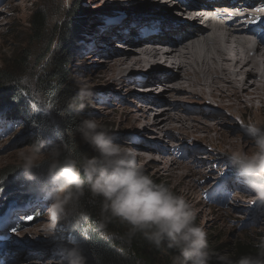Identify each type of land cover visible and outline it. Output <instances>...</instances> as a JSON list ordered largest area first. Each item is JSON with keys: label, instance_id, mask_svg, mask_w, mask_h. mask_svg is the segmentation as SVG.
Returning a JSON list of instances; mask_svg holds the SVG:
<instances>
[{"label": "rangeland", "instance_id": "374dc122", "mask_svg": "<svg viewBox=\"0 0 264 264\" xmlns=\"http://www.w3.org/2000/svg\"><path fill=\"white\" fill-rule=\"evenodd\" d=\"M75 1L79 3L80 8L75 19L81 24V28L78 31L79 38L76 45L74 44L75 47L72 48V55L68 59L69 80L67 85L83 94L91 93L90 96H85L86 102L83 103L84 110H80L83 114L79 122L89 116L96 117L116 143L131 150L133 156L155 181L168 183L177 193L185 196L195 208L196 222L206 230L210 249L212 253H216L217 257H232L237 244H259L261 240H264V202L255 200L253 194L243 186L242 182L238 181L235 170L228 162L230 152L217 146L218 139L213 142L214 144L212 141L205 143L195 136L180 134L173 124L167 126L168 128L157 129L149 119L152 120L153 115L148 116L143 126L132 125L141 113L140 109L143 108L139 105L144 106L141 102L144 90L157 84L155 78H159L161 81L157 86L159 89L151 93L152 97L158 98L162 94L159 93L160 90H165L167 86L173 87L174 81L165 79L172 73H176L177 69L151 78L143 72L136 71L133 77L125 73L127 85L122 87L113 85L111 78L114 73L110 77L106 75L102 78V71L105 69L103 62L108 58V54L102 51L109 48L115 52H126L117 46V43L124 42L115 37L128 35L129 29L133 30L132 35H134L139 29L136 28L138 23L139 25H142V21L150 23L154 20L151 14L154 13V17L161 14L152 9L156 8L151 6L153 3L146 4L143 0L137 2L133 0L128 2L116 0H0V19L2 20L0 68L3 66L2 61H8L12 53L25 50L27 60H24L25 65L19 77L15 79L20 87L29 91L33 101L31 111L42 112L47 116L55 114L51 104L54 95H48V92L43 94L37 84L49 69L48 63L51 57L46 55L47 51L50 49L54 55L59 50L54 28L65 20L70 5ZM39 10L43 11L47 17L48 30L42 39L34 40L29 22L32 14ZM178 11L171 12L177 13ZM142 15L145 17L143 18ZM161 15L170 16L169 13ZM125 19H127L126 26L123 27L120 22ZM197 23L203 24L202 21H196ZM151 27H147L146 30ZM157 32L159 34L158 30ZM161 37H164V33L155 38ZM109 40L112 41L110 46L107 45ZM144 43L147 42L144 40ZM138 46L135 45L134 48ZM95 50L99 53H93ZM12 67L14 66L11 65L9 68ZM157 67L158 70H165L163 66ZM188 96L187 90L172 88L167 90L162 98H158L162 99L163 103L153 106V109L163 108L166 110L165 113L173 116L179 115L184 118L206 121L217 133L237 138L240 148L251 150V141L242 134L241 124L258 120L257 124L264 125L263 115L254 117L251 113V106L247 104L243 108V116L238 119L227 114L221 107L207 103L211 102L209 99L204 102L195 96L192 98ZM5 110L8 111L9 108L5 107L0 112L4 113ZM209 114L213 117H208ZM4 117L3 114L0 115V175L14 168L21 169L20 152L37 140L35 131L27 127L22 120L18 118L8 123L9 118ZM44 137L48 139L47 147L64 142L63 135L62 139L56 143L57 138L51 140L47 135ZM73 140L85 147L90 154L96 155L89 145L81 140L78 133L75 134ZM171 160L184 162L195 168H203V176H196L191 182L192 195H188L187 188L178 184L177 180L165 172L164 168ZM187 179L190 180L189 177ZM17 184L20 187L24 182L20 179ZM15 186L9 180L0 183L3 193L14 192L20 196L29 194L23 187L18 192L16 189L11 191ZM41 188L36 189L41 190ZM30 196L32 199L28 204L22 202L17 205L15 201L8 204V208L12 210V218L8 221L10 223L8 228L3 231H1L2 228L0 229V249L3 247L9 250L10 264H26V261L33 256L47 261L52 258L58 248L64 246L66 241L79 242L82 248L88 238L93 235V229L84 227L79 237L73 236L69 230L68 219L62 218L56 225L55 237L45 238L44 233L51 224L48 202L41 191L38 193L32 191ZM2 199L0 195V202ZM1 206L0 203V208ZM28 217L32 219L29 220ZM22 219L27 224H23ZM35 227L44 229L38 230L35 234L32 232ZM0 263L5 262L0 260ZM87 264H90L88 260Z\"/></svg>", "mask_w": 264, "mask_h": 264}, {"label": "clouds", "instance_id": "9594fccd", "mask_svg": "<svg viewBox=\"0 0 264 264\" xmlns=\"http://www.w3.org/2000/svg\"><path fill=\"white\" fill-rule=\"evenodd\" d=\"M241 128L252 148L231 151L228 162L254 199L264 202V125L253 121L242 123ZM75 133L96 155L80 152L65 142L47 147L42 138L19 154L20 168L29 181L38 179L37 168H44L47 184L41 192L51 219L45 238L55 237L62 218L73 220L74 228L88 223L89 216L82 208L87 190L89 202L98 201L101 207L100 218L94 222L101 238L111 237L108 226L117 221L126 227L122 238L127 242L139 236L157 250H174L172 264H211L208 234L197 224V212L185 196L170 184L155 181L131 150L116 143L96 117L81 120ZM257 247L255 254L235 259L220 256V264H264V240ZM26 264H87V257L79 242L66 241L49 260L33 256Z\"/></svg>", "mask_w": 264, "mask_h": 264}, {"label": "bare ground", "instance_id": "6f19581e", "mask_svg": "<svg viewBox=\"0 0 264 264\" xmlns=\"http://www.w3.org/2000/svg\"><path fill=\"white\" fill-rule=\"evenodd\" d=\"M143 1L146 4L153 3L151 6L156 8L152 9L157 10V13H169L170 16L158 14L155 18L153 13L151 17L154 20L150 23L142 21V25L138 23L136 28L139 29L134 35L132 29H129L126 36L117 35L115 39L124 42L117 43V46L126 52L103 49L102 52H106L108 58L103 62L105 69L102 71V78L114 73L111 78L113 85L122 87L127 85L125 73L133 77L136 71L143 72L151 78L176 68L177 72H171L165 79L174 81L173 87L167 86L165 90H160L159 93L162 94L158 98H162L172 88L183 89L189 92L188 97L195 96L204 102L209 99L211 102L207 103L221 107L227 114L238 119L243 116V108L247 104L251 106L254 117L260 114L264 116V0H221L214 3H207L208 0ZM217 8H224V15L223 12L217 15ZM174 10L178 12L172 13ZM126 20H122L120 25L126 26ZM196 21H202L203 24H196ZM1 22L0 19V26ZM149 26H152L151 29L146 30ZM157 30L159 34L164 33V37L156 39L159 35ZM111 42L109 40L107 45L110 46ZM135 45L139 46L134 48ZM93 53L98 54L99 51L95 50ZM157 66H163L165 70H158ZM155 80L157 84H150L152 86L144 90L141 99L144 106L139 105L143 108L132 125L143 126L148 116L153 115L152 120L149 119L157 129L173 124L180 134L195 136L205 143H213L218 139L217 146L226 151L240 148L237 138L217 133L206 121L173 116L165 113L163 108L154 110L153 106H159L162 102V99L151 96L152 91L159 89L157 86L161 83L159 78ZM208 117L213 115L209 114ZM202 169L172 160L164 168L178 184L187 188L188 195L193 194V178L203 176ZM37 227L32 229L35 234L44 229ZM9 255V250L3 247L0 249V260L4 264L11 263Z\"/></svg>", "mask_w": 264, "mask_h": 264}, {"label": "trees", "instance_id": "16d2710c", "mask_svg": "<svg viewBox=\"0 0 264 264\" xmlns=\"http://www.w3.org/2000/svg\"><path fill=\"white\" fill-rule=\"evenodd\" d=\"M79 11V3L77 1L73 2L69 7L65 20L54 28L58 40L57 49L59 50L54 55L50 49L47 51L46 55L51 57L48 63L49 69L47 74L37 84L43 94L48 92V95H54L51 104L55 114L47 116L42 112L31 111L33 101L30 93L27 89L20 87L15 79L19 77L25 65L24 60H27L25 58L27 57L25 56V50H22L18 53H12L8 61H2L3 66L0 68V110L8 107L10 112L5 110L4 113L0 112V115L3 114L11 121L19 118L27 127L35 131L37 139L42 138L47 142L48 139L46 140V137H44L47 135L51 140L57 138V141L55 140L56 143L62 139L61 136L63 135L65 143L76 146L80 152L94 155L73 140L76 134L75 128L83 114L80 110H84V107L81 109L79 106L86 102V99L83 93L67 85L69 80L68 59L72 55V48L76 45L75 43L79 38L78 31L81 28V24L75 19ZM29 24L34 40L42 39L48 30L47 17L41 10L32 14ZM11 65L14 67L9 68ZM59 134L62 135L59 136ZM35 175L38 179L32 180L33 182L27 181L28 179L25 178V174L21 169L17 170L14 168L0 175V183L9 180L10 183L16 185L11 191L16 189V192H18L23 187L29 193L28 195L20 196L14 192L3 193V189H0L2 192L0 195L3 198L0 202L2 204L0 214L5 212L7 204L10 202L27 203L28 199L29 201L32 199L30 196L32 191H37V193L41 191L36 188H41L45 185L44 183H47L44 179V168H37ZM20 179L24 184L19 187L17 183ZM82 208L89 216L87 224L74 228V221L68 219L69 230L75 237L81 235L84 227L94 230V222L100 218V204L98 201L95 203L89 202L87 190L86 196L82 201ZM108 231L112 235L109 239H104L94 230L93 235L82 246L83 253L90 264H172V257L175 254L174 250H157L139 236L133 239L131 243L127 242L126 239L122 238L126 232V227L117 221L108 226ZM257 246L258 244H237L236 250L232 253V258H238L243 254H255L258 251ZM211 264H220L216 253L212 255Z\"/></svg>", "mask_w": 264, "mask_h": 264}, {"label": "snow or ice", "instance_id": "6c2138e0", "mask_svg": "<svg viewBox=\"0 0 264 264\" xmlns=\"http://www.w3.org/2000/svg\"><path fill=\"white\" fill-rule=\"evenodd\" d=\"M28 219H29V220H31V219H32V217H28Z\"/></svg>", "mask_w": 264, "mask_h": 264}]
</instances>
